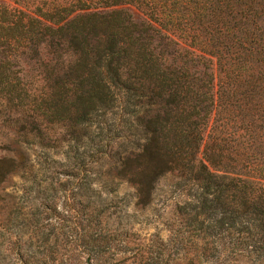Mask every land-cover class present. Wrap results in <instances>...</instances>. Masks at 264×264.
Listing matches in <instances>:
<instances>
[{
    "label": "trees",
    "instance_id": "16d2710c",
    "mask_svg": "<svg viewBox=\"0 0 264 264\" xmlns=\"http://www.w3.org/2000/svg\"><path fill=\"white\" fill-rule=\"evenodd\" d=\"M6 121L27 150L107 162L139 213L166 177L177 195L148 243L91 195L48 227L38 207L17 264H264V0H0Z\"/></svg>",
    "mask_w": 264,
    "mask_h": 264
},
{
    "label": "rangeland",
    "instance_id": "374dc122",
    "mask_svg": "<svg viewBox=\"0 0 264 264\" xmlns=\"http://www.w3.org/2000/svg\"><path fill=\"white\" fill-rule=\"evenodd\" d=\"M33 74L37 75L30 73ZM5 123V127L0 124V159H18V165L13 177L0 182V264H17L21 246L29 241L28 235L32 234L22 223L32 211L38 207L42 212L46 209L41 217L42 225L48 227L51 220L49 210L58 208L62 212L69 211L73 208L72 197L75 193L91 195L99 204L104 202L105 206L102 207L110 215L111 223H122L129 228L135 225L132 239L136 243H148L158 226L160 230L165 228L156 222L158 218L154 216L161 214L170 218L172 215L177 196L172 191V177L161 181L155 205L139 213L135 209V190L120 181L118 173L107 162L100 161L93 165L87 162L70 163L62 155L67 151V144H63L58 156L48 157L33 146L27 150L16 141L19 138L14 141L8 129L9 123ZM23 153L29 156L28 160ZM18 216L20 229L9 223L10 218L16 219ZM15 233L23 235L20 242L13 236ZM34 244L37 245V240H34Z\"/></svg>",
    "mask_w": 264,
    "mask_h": 264
}]
</instances>
